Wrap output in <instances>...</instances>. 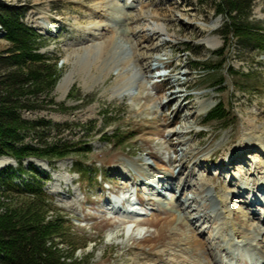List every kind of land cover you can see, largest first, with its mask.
Masks as SVG:
<instances>
[{
	"label": "rangeland",
	"instance_id": "obj_1",
	"mask_svg": "<svg viewBox=\"0 0 264 264\" xmlns=\"http://www.w3.org/2000/svg\"><path fill=\"white\" fill-rule=\"evenodd\" d=\"M0 1L25 7L22 21L42 36L37 51L59 69L54 104L22 117L67 122L48 140L89 149L23 161L47 177L69 220L67 262L264 264V48L224 41L219 0ZM249 20L264 36V0ZM4 32L0 52L14 46ZM218 102L226 118L206 121ZM6 166L17 163L0 157ZM117 196L120 210L107 202Z\"/></svg>",
	"mask_w": 264,
	"mask_h": 264
},
{
	"label": "trees",
	"instance_id": "obj_2",
	"mask_svg": "<svg viewBox=\"0 0 264 264\" xmlns=\"http://www.w3.org/2000/svg\"><path fill=\"white\" fill-rule=\"evenodd\" d=\"M253 1L219 0L214 4L215 12L225 17L220 32L226 43L234 38L241 43L253 41V45L264 48L262 26L249 20ZM24 12L25 7L0 1V25L5 30L4 37L14 45L11 50L0 52V157L17 163L15 168H0V264H70L66 260L72 259L76 247L70 242L69 248L60 247L68 240L62 230L69 220L45 191L43 183L47 177L32 166L25 167L23 161L59 160L89 149L77 147L70 140H48L51 130L60 133L69 128V123L29 120L21 115L22 111L54 104L48 94L59 76L56 63L51 64L53 58L37 51L42 36L22 21ZM213 68L205 64L203 69ZM226 116V109L218 102L205 120L221 121ZM116 137L121 142L122 136ZM73 166L81 176L89 173L81 163L74 162ZM49 212L57 214L49 217Z\"/></svg>",
	"mask_w": 264,
	"mask_h": 264
},
{
	"label": "bare ground",
	"instance_id": "obj_3",
	"mask_svg": "<svg viewBox=\"0 0 264 264\" xmlns=\"http://www.w3.org/2000/svg\"><path fill=\"white\" fill-rule=\"evenodd\" d=\"M213 24H212V30L213 29H215L216 28V26H217V24H216V22L214 23V22H212ZM151 26V29L152 30H156L157 31V33L160 35V34H162L163 33V31H164V29L157 23V22H153L152 23V25H150ZM209 26V25H208ZM207 26V27H208ZM206 27V26H205ZM208 30V29H207ZM165 32V31H164ZM205 42H206V45H207V47H214L215 45H216V43L214 42V41H212V40H205ZM98 58V56L96 55V59ZM71 80V79H70ZM69 83H70V81H69V77H67L66 76V78H62V79H60V81L58 82V84H57V90L58 91H60V93H61V95L63 96L64 94H65V92H66V90H67V88H68V85H69ZM107 202L110 204L111 203V206L115 209V210H117V207H120L117 203H114V200H112V199H109V200H107ZM112 209V208H111ZM113 210V209H112ZM128 213H131V211L129 212L128 211ZM132 221H134L135 222V225H133V227L135 226H138V224L140 223V220H138V219H135V218H133L132 219ZM240 233V232H239Z\"/></svg>",
	"mask_w": 264,
	"mask_h": 264
}]
</instances>
